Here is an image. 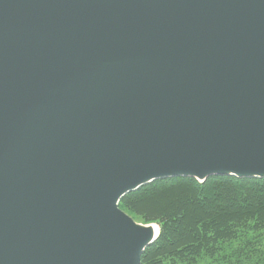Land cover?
<instances>
[{"label":"water","instance_id":"obj_1","mask_svg":"<svg viewBox=\"0 0 264 264\" xmlns=\"http://www.w3.org/2000/svg\"><path fill=\"white\" fill-rule=\"evenodd\" d=\"M264 178V0H0V264H142L156 180Z\"/></svg>","mask_w":264,"mask_h":264},{"label":"trees","instance_id":"obj_2","mask_svg":"<svg viewBox=\"0 0 264 264\" xmlns=\"http://www.w3.org/2000/svg\"><path fill=\"white\" fill-rule=\"evenodd\" d=\"M119 207L134 219L160 225L142 264H195L213 256L222 242L261 235L264 178L159 179L125 195Z\"/></svg>","mask_w":264,"mask_h":264},{"label":"rangeland","instance_id":"obj_3","mask_svg":"<svg viewBox=\"0 0 264 264\" xmlns=\"http://www.w3.org/2000/svg\"><path fill=\"white\" fill-rule=\"evenodd\" d=\"M135 220L139 223L150 224L140 218ZM151 224H156L160 230V225L157 222ZM239 237L232 242H222L213 256H204L195 264H264V231L260 236Z\"/></svg>","mask_w":264,"mask_h":264},{"label":"bare ground","instance_id":"obj_4","mask_svg":"<svg viewBox=\"0 0 264 264\" xmlns=\"http://www.w3.org/2000/svg\"><path fill=\"white\" fill-rule=\"evenodd\" d=\"M153 226L155 227V229H158V226L156 224H153Z\"/></svg>","mask_w":264,"mask_h":264}]
</instances>
